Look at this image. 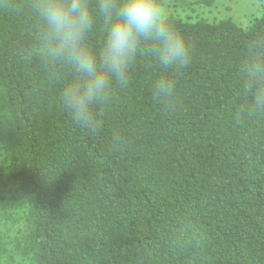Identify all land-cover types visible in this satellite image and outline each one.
Wrapping results in <instances>:
<instances>
[{
    "label": "trees",
    "instance_id": "1",
    "mask_svg": "<svg viewBox=\"0 0 264 264\" xmlns=\"http://www.w3.org/2000/svg\"><path fill=\"white\" fill-rule=\"evenodd\" d=\"M184 2L166 12L192 48L171 102L142 56L86 128L58 103L28 0H0V192L23 212L5 216L21 227L0 264H264V115L241 111L239 83L264 0L246 24L214 14L222 0Z\"/></svg>",
    "mask_w": 264,
    "mask_h": 264
},
{
    "label": "clouds",
    "instance_id": "2",
    "mask_svg": "<svg viewBox=\"0 0 264 264\" xmlns=\"http://www.w3.org/2000/svg\"><path fill=\"white\" fill-rule=\"evenodd\" d=\"M27 8L47 77L60 83L58 103L79 126L99 123V110L117 88L130 86L140 57L160 70L151 90L164 105L176 87L168 73L191 62L189 41L169 23L159 0H28ZM98 29L102 35L94 45ZM239 73L241 111L264 115V34L249 39Z\"/></svg>",
    "mask_w": 264,
    "mask_h": 264
},
{
    "label": "rangeland",
    "instance_id": "3",
    "mask_svg": "<svg viewBox=\"0 0 264 264\" xmlns=\"http://www.w3.org/2000/svg\"><path fill=\"white\" fill-rule=\"evenodd\" d=\"M179 2V5L181 8L184 5L185 0H176ZM224 2L225 7L231 8L230 12H227L223 6H221L219 9L216 10L214 14L216 15H226V16H233L236 20L239 22H242L243 24L247 23L249 14H252L253 11V4L252 0H222ZM167 6L165 7L166 12L172 13L175 11V7L172 2L169 0H166ZM175 7V8H174ZM180 10V8H178ZM14 186L8 185L4 188H2L0 192V216L4 218H0V239L1 237L4 238V242L8 241L11 238H14L18 235L17 230L20 229L21 225H13L11 222L5 221V216L8 213H12V220L14 217L18 216L17 212L20 214H23L22 210L18 209L17 203H14V200L10 198L11 193L14 190Z\"/></svg>",
    "mask_w": 264,
    "mask_h": 264
}]
</instances>
